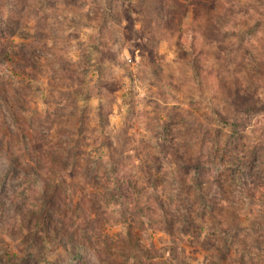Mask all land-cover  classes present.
I'll return each instance as SVG.
<instances>
[{
	"label": "clouds",
	"instance_id": "obj_1",
	"mask_svg": "<svg viewBox=\"0 0 264 264\" xmlns=\"http://www.w3.org/2000/svg\"><path fill=\"white\" fill-rule=\"evenodd\" d=\"M0 264H264V0H0Z\"/></svg>",
	"mask_w": 264,
	"mask_h": 264
}]
</instances>
